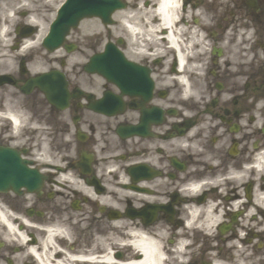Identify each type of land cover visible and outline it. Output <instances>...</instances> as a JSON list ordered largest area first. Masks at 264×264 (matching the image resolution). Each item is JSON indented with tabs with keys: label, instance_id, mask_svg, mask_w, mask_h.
<instances>
[{
	"label": "flooded vegetation",
	"instance_id": "obj_1",
	"mask_svg": "<svg viewBox=\"0 0 264 264\" xmlns=\"http://www.w3.org/2000/svg\"><path fill=\"white\" fill-rule=\"evenodd\" d=\"M120 1L123 6L113 14L112 24L101 25L100 33L81 27L70 32L66 46L73 48L71 52L59 48L47 53L37 29L18 23L5 33L9 42L0 44V60L11 56L19 71H4L0 64V75L10 76L0 79V89H18L22 99L17 107L27 110L36 126L22 128L12 113L5 114L0 97V158L16 156L18 164L41 177V185L34 191H0V260L4 264H128L142 259L140 240L154 242L151 230L166 229L170 231L167 247L158 248L156 264H185L188 257L187 264H264V106L257 107L264 101V0H171L169 25L162 24L157 13L151 19L155 31L147 38L137 34L139 41L151 45L139 62L133 59L137 36L131 26L118 34V17L140 3L157 11L158 2ZM178 2L182 15L174 19L171 6ZM197 9L201 17H187ZM205 16L213 21L202 27L207 44L192 30ZM181 27L189 31H180ZM25 41L33 46L25 50ZM110 43L120 56L121 86L85 70L90 57ZM185 51L194 54L186 56ZM154 52L162 54L153 56ZM205 58L204 76L187 72L188 65ZM67 62L70 67L64 76L71 96L61 110L47 100V94L60 97L61 76L44 74L62 72ZM186 76L193 87L206 90L211 96L208 102L178 99L187 87ZM226 93L230 100L223 99ZM106 97L118 102L108 114L93 106ZM185 110L195 115L186 118ZM208 115L211 121L204 120ZM201 123L206 127L192 137V151L177 155L170 147H156L167 167L144 161L152 145L170 146ZM100 141L104 147L98 153L95 146ZM220 143L227 146L217 151ZM201 147L204 152L198 151ZM73 150L75 157L67 154ZM205 156H214L219 164ZM109 165L118 170L109 171ZM193 168L198 171L192 173ZM245 169L248 174L242 182L226 179L196 196L172 191L167 193V204L154 199L163 187L159 182L177 184L185 173L215 179ZM104 173L111 176L110 182ZM106 197L125 210L101 204ZM217 215L221 219L209 236L205 228ZM117 225L126 228L136 244L106 248L104 236L110 230L118 236ZM164 257L176 259L170 262Z\"/></svg>",
	"mask_w": 264,
	"mask_h": 264
},
{
	"label": "clouds",
	"instance_id": "obj_2",
	"mask_svg": "<svg viewBox=\"0 0 264 264\" xmlns=\"http://www.w3.org/2000/svg\"><path fill=\"white\" fill-rule=\"evenodd\" d=\"M26 5L17 3L16 0H3L2 3V11L7 19L9 17V14H14L18 8L25 7ZM161 7H164L163 5ZM175 10V16L174 19H178L182 13L180 12L181 9V3H175L171 6ZM45 14H41L42 17H44ZM157 15L156 9H144L143 3H140L139 6L135 9H129L123 13L120 14L118 19L120 20V29L121 31L118 32V34H123V31H126L129 26H131L133 30V36H137L139 34L140 36H143L147 38L148 34L150 32H154L155 29L151 26V19L153 16ZM197 16L201 17L202 11L197 9L194 12H190L187 14V17L190 18L191 16ZM16 17L13 15L12 16V24L9 25L8 31L13 30V25L15 23ZM213 23L212 18L210 16H205L202 20V24L198 25L195 30L198 32L202 40H205L207 33L202 30L203 26L210 25ZM180 31H189V29H184L181 27ZM251 35V33H250ZM137 40L139 41V36H137ZM226 43V42H225ZM205 44H207V41L205 40ZM33 44L31 41H25L24 43V49L27 50L28 48L32 47ZM151 45L144 43L143 41L138 42V46L133 49L137 55L133 56V59H137L138 62L140 59H142L143 55L146 54V50L148 47ZM157 54H162V53H152L153 56ZM186 56L193 55L191 51H185L184 53ZM47 63V61H45ZM207 59L201 63H196V64H190L187 67V72L191 73L193 71L198 72L199 76H204L207 68ZM0 64L4 65V71L7 72H12V71H19V66H18V61L13 59L11 56L5 55L3 60H0ZM234 71L236 70L235 68L233 69ZM35 71V69H33ZM167 72V69H165V73ZM168 83H171V78H168ZM184 83L187 85V87L184 89L182 94L178 97V99L182 100H189L190 98L193 99L195 102L198 103H206L211 99V96L206 92L204 88H197L193 87L192 82H190L187 78L185 77ZM18 94V89L15 88H7V89H0V97L3 98L4 102V112L5 114L12 113L18 120V123L21 125V127H35L36 125L31 123V114L27 112V110H20L17 105L21 101V97H19ZM214 95V93L212 94ZM231 94L226 93L223 97L224 100H230ZM264 106V101H260L257 104V107ZM183 115L186 118H191L193 115H195L194 112L185 110ZM211 116H205L204 120L205 121H211ZM216 123H219L216 121ZM206 124L201 123L198 124L196 127L191 129L187 135L180 139V140H173L171 142V145H152L153 151L146 157H144V161L146 163H149L153 165L154 167L157 168H165L167 167V161L162 157L161 155H158L155 153V148L156 147H165L168 149L169 147L175 151L177 155H180L181 153H188L192 151L193 149V143H192V137L196 134V132L199 129L205 128ZM221 132H223V129H221ZM19 134V132L17 133ZM71 135V132L69 133ZM21 143L23 142L22 140L20 141ZM227 145L220 143L216 145V150L219 151V149L226 147ZM104 147V144L102 141L98 142L97 145L95 146V151L100 152L101 148ZM198 151L204 152L205 149L203 147L199 148ZM68 155L75 157L76 152L73 150L70 153H67ZM204 159L209 160L212 163L219 164V160L216 159L214 156H205ZM123 165H120L119 168H122ZM109 171H117L118 168L113 165L108 166ZM198 171L197 168L191 169L192 173H195ZM70 174V173H69ZM247 169L244 171H241L239 173L235 171H230V173L227 176H218L215 179L210 178V177H205V178H196L194 175H189L188 173H185V176L181 178V181L177 184L171 185L167 181H161L159 184L163 185V187H160L158 189V196L155 197L154 199L157 200L161 204H167L169 202V197L167 193L172 192V191H179L181 195L183 196H196L199 195L203 191H207L210 186H215L218 184H223L224 180H235L237 182H242L243 179L247 177ZM105 178L107 181H111V176H108L106 173H104ZM124 182H127V177L125 176ZM80 184L83 185V181H80ZM110 186V185H109ZM86 193H91L90 189L85 190ZM93 199H96V197L93 195ZM122 199V198H121ZM101 204H111L113 207L118 208L121 212L125 210L124 206L121 203H117L115 200H112L111 197H106L104 199L100 200ZM136 207H142V204L137 203ZM221 219L220 215H217L215 217V220L211 225L206 226L205 230L207 231L208 235L211 236L215 232V223H218ZM116 229H119V235H113L114 230H110L105 236H104V242H105V247L110 248V247H118V246H123L125 244L132 243L130 234L128 233L126 228H122L120 225L116 226ZM71 232V227L69 226V233ZM150 234L154 237V242L156 243L157 247L160 249H166L167 243H168V237L170 235V231L166 229H161V230H151ZM244 233H241L243 235ZM190 241L185 240L184 243H189ZM182 251V249L177 250V252ZM176 257H164V260H168L170 262H174ZM187 259H190L188 257ZM187 259H185V264H187ZM0 264H4V261L0 260ZM159 264V261H158ZM218 264H223L222 261L218 262ZM241 264H243V261H241ZM249 264H252L250 261Z\"/></svg>",
	"mask_w": 264,
	"mask_h": 264
},
{
	"label": "bare ground",
	"instance_id": "obj_3",
	"mask_svg": "<svg viewBox=\"0 0 264 264\" xmlns=\"http://www.w3.org/2000/svg\"><path fill=\"white\" fill-rule=\"evenodd\" d=\"M158 4H157V13L160 17V20L162 22V24L166 25L171 22V17L169 15V4L171 2V0H157ZM164 7H161V6ZM10 229L13 230V232L15 233V229L14 227H10ZM133 244H136L135 240H132ZM138 249L141 250V252L143 253V257L141 260L138 261H130V263L128 264H156V261L159 259L158 256V247L156 245L155 242L153 241H146V240H140V244L138 245ZM109 261H113L114 257L112 256V252H109V256H108Z\"/></svg>",
	"mask_w": 264,
	"mask_h": 264
},
{
	"label": "water",
	"instance_id": "obj_4",
	"mask_svg": "<svg viewBox=\"0 0 264 264\" xmlns=\"http://www.w3.org/2000/svg\"><path fill=\"white\" fill-rule=\"evenodd\" d=\"M79 2H85V3H89V4H91L92 3V5H98V4H100L99 2H100V0H68V2H67V4L64 6V8L60 11V15L62 16V18L63 19H70L72 16H74V15H77L78 14V12L80 11V10H82V9H76V10H74L73 12H71L73 9H74V7H70L71 6V4L72 3H74V5L77 3H79ZM72 8V9H71ZM69 9V10H68ZM92 10H96V12H99V13H101L102 14V7H100V6H98L97 8H94V9H92ZM84 10H82L81 12H83Z\"/></svg>",
	"mask_w": 264,
	"mask_h": 264
}]
</instances>
